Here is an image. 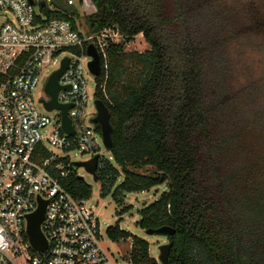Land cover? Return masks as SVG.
<instances>
[{
  "label": "trees",
  "instance_id": "trees-1",
  "mask_svg": "<svg viewBox=\"0 0 264 264\" xmlns=\"http://www.w3.org/2000/svg\"><path fill=\"white\" fill-rule=\"evenodd\" d=\"M39 1L47 19L77 15L64 0ZM92 2L91 30L114 29L125 42L109 45L108 79L103 61L96 79L97 98L113 127L114 164L107 161L98 174L103 197L121 176L113 194L119 203L124 193L166 186L140 211L138 225L175 230L166 237L169 264H264V140H250L255 127L243 113L248 89L238 79L239 46L264 34V8L254 0ZM139 35L151 50L127 56L125 44ZM128 57L141 70L129 82L122 79ZM260 132L264 139V125ZM140 167L157 174L131 171ZM63 186L76 199L91 197V186L78 174ZM119 225L107 236L114 243L133 239L131 264H159L148 242Z\"/></svg>",
  "mask_w": 264,
  "mask_h": 264
},
{
  "label": "built area",
  "instance_id": "built-area-1",
  "mask_svg": "<svg viewBox=\"0 0 264 264\" xmlns=\"http://www.w3.org/2000/svg\"><path fill=\"white\" fill-rule=\"evenodd\" d=\"M43 4L0 0V264H118L104 247L103 226L90 198H74L63 181L77 174L69 158L75 151L89 160L98 156V174L106 168L108 160L96 140L99 133L86 122L84 70L91 74L87 49L92 45L107 80V50L120 34L114 29L87 34L74 19H47L40 12ZM66 4L74 6L75 0ZM65 59L69 63L59 79L57 100L71 106L72 134L63 130L61 110H52L58 115L51 121L38 112L32 96L47 68L57 67L48 83ZM50 101L49 95L40 100L45 107ZM40 201L47 202L41 224L47 240L43 251L35 250L27 235V218Z\"/></svg>",
  "mask_w": 264,
  "mask_h": 264
},
{
  "label": "rangeland",
  "instance_id": "rangeland-1",
  "mask_svg": "<svg viewBox=\"0 0 264 264\" xmlns=\"http://www.w3.org/2000/svg\"><path fill=\"white\" fill-rule=\"evenodd\" d=\"M254 1H256L260 7L264 8V0ZM64 3H66V0H64ZM47 5L51 7V9H53L49 1ZM37 7H39V4H37ZM74 8L77 11V15L74 17V20L79 29L87 34L96 33L91 30L90 23L88 21V16L96 11V7L93 4L92 0H75ZM116 40L118 43L124 42V39L121 35H119ZM239 47L241 58L240 68L238 71V79L239 81H241V85L243 86V88L248 89L245 102H243L244 120L248 124L252 125V130L255 127V134L253 136L251 131L250 140L252 142H257L258 140L263 141L264 139L261 136L260 130L264 125V34L246 43H242V45H240ZM149 50H151L150 45L145 41L142 35H139L131 42L125 44L124 53L127 56H130L131 54L135 53L143 54ZM123 65L125 68V74L122 79L127 82L136 80L141 70L135 58L128 57ZM56 68V66H50L49 68H47L44 77L32 92V96L38 112L48 117L51 121L55 120L58 112L48 111L43 103L40 102V100L48 99L45 85L47 83L48 76L53 71H55ZM84 71L86 73L89 96V101L86 109L88 118L86 122L89 125L95 127V125L91 122L95 118L97 112L95 101L98 99V89L96 87V80L94 76H92L91 74H87L86 69ZM121 87H123V85L117 86V89L119 88L118 90H121ZM106 97L108 98V96ZM50 130L51 128L49 127L46 132ZM46 132L44 131L43 133ZM96 140L104 157L108 161H110V163L114 164V159L112 158L110 151L106 149L104 145L102 135L98 134L96 136ZM54 152L59 156L62 154L57 150H54ZM69 158L72 160V162L75 163L86 162L90 159L89 156L82 155L78 151L70 153ZM131 171L147 177H154L157 174L156 170L151 167L131 168ZM77 174L91 186V197L89 202L91 206L95 208L102 223L104 247L118 261V264H131L130 253L133 247L132 238L116 243L112 242L108 238L106 232L107 229L111 226H115L118 223L120 224L119 226L122 230L129 232L133 236H136L148 242L150 246V257L156 259L158 263L161 264L159 261V247L168 243L167 238L160 235H148L146 231L142 230L139 227L138 223L140 221V211L143 208L156 202L160 198V196L165 191H167L166 186L163 185L155 187L144 192L124 193L123 202L119 203L115 200L113 194L122 183L123 176L118 178L117 182L111 190V193L108 196L103 197L102 184L99 181H96L94 177L85 170L84 167H79Z\"/></svg>",
  "mask_w": 264,
  "mask_h": 264
},
{
  "label": "water",
  "instance_id": "water-1",
  "mask_svg": "<svg viewBox=\"0 0 264 264\" xmlns=\"http://www.w3.org/2000/svg\"><path fill=\"white\" fill-rule=\"evenodd\" d=\"M33 2V0H29ZM87 54L92 58L89 62L88 68L92 75L99 77L101 75V58L94 46L90 45L87 49ZM68 59H65L61 68L55 72L49 79L46 85V93L51 97V101L46 103V108L49 111L61 110L63 119L62 126L64 132L67 134L73 133L71 121L68 117V111L71 106L59 104L57 97L62 87L59 85L60 77L65 73L68 68ZM96 116L92 120V124L98 125L101 129V135L106 149L110 151L112 147V133L113 127L110 123V112L105 103L97 99L95 101ZM98 165L99 157L95 156L91 160L82 163H73L72 169L74 173H77L79 167H84L85 170L91 174L96 181H98ZM47 202L40 201L38 209L27 218V235L33 248L37 251H43L47 248V240L41 231V224L44 220V214ZM148 235H160V236H173L175 230L171 227L164 226L157 230L146 231ZM172 248L171 243L164 244L159 247V261L161 264H169V255Z\"/></svg>",
  "mask_w": 264,
  "mask_h": 264
}]
</instances>
